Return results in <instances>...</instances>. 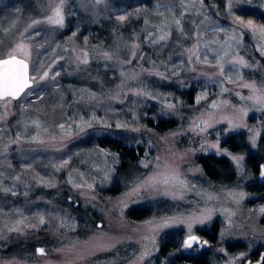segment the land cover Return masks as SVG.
Masks as SVG:
<instances>
[{
	"label": "rangeland",
	"instance_id": "rangeland-1",
	"mask_svg": "<svg viewBox=\"0 0 264 264\" xmlns=\"http://www.w3.org/2000/svg\"><path fill=\"white\" fill-rule=\"evenodd\" d=\"M250 1L0 0V58L26 59L32 80L0 98V264H158V238L172 228L216 227L219 264L264 243V205L243 181L248 151L264 163V82L245 76L257 64L241 52L248 32L264 53V21ZM108 20L113 34L102 27ZM100 68L114 84L103 87ZM151 78L199 84L198 106L176 129L131 124L126 134L145 154L124 169L94 137L138 114L148 123L145 104L119 108L128 94L164 92L160 112L185 117L174 105L182 92ZM209 153L235 171L209 177L197 159ZM237 240L245 252L227 248Z\"/></svg>",
	"mask_w": 264,
	"mask_h": 264
},
{
	"label": "trees",
	"instance_id": "trees-1",
	"mask_svg": "<svg viewBox=\"0 0 264 264\" xmlns=\"http://www.w3.org/2000/svg\"><path fill=\"white\" fill-rule=\"evenodd\" d=\"M243 2L241 1V4ZM250 3V4H248ZM245 3L247 6L252 7L253 9L256 10V12H258V19L264 21V0H251L250 2ZM208 6H210V2L207 3ZM211 7V6H210ZM214 11V10H213ZM225 18V17H224ZM111 20H108L106 24H103L102 27L106 28V30H110L111 33L113 34L114 30V25L115 21H112L110 24ZM139 21H137L135 24L137 25ZM110 24V26H109ZM119 30L122 29L121 31L124 30V28L126 27L125 24H119ZM108 35V33H107ZM244 35L246 36V41L244 42V44L246 46H244L241 49V52L246 56V58L248 59V61L250 62V64H257V66L254 68H247L245 70V76L247 77H251V78H255L257 80L263 81L264 82V53L260 51V49L257 48V43L255 41H252L250 38V35L248 32L244 33ZM145 43V42H143ZM243 44V45H244ZM145 45V44H142ZM144 52V56H142L141 61L143 62V64H145L147 62V64H149L150 60L154 59L151 58V55L149 54L148 50L145 49L143 50ZM135 61V60H134ZM101 71H103V76L102 78H104V82H103V87H106L108 82L112 84H114V80H115V76H111L109 70L107 69H101ZM101 77V76H100ZM121 80L120 75L116 76V81ZM107 80V82H106ZM154 80V83H161L163 85H167V86H171V87H176V89H178L180 92H182V96L183 101L182 104H175L177 109L180 110V112L182 113V115H185V117H183L182 119L179 118V116L177 115L176 112H167V114L165 115L164 113H161L159 110L160 106V101H158L159 99H166V94L163 92H152L151 95L148 97L145 96H141V95H133V94H128L125 98H124V102L122 104H120V109L125 110V108L127 107V104L134 102V105H138V104H145V114L144 117L148 118V123H145L143 120L140 119V114L139 118L137 117V119L132 120L130 117H128V119H124V120H120V126L118 127V131L114 132V133H109V132H102L100 134H97L96 137H94V141L96 144H98L97 146L103 149H108L110 151H112L115 155H116V162L114 165H118L123 167L124 169H129L131 166L133 165H138L140 166V161L142 160L144 154H145V144H143L141 141H137V142H133L130 141V139L127 136V131L128 128L131 124L133 123H139L140 125H142L145 128H148L147 126L151 127L152 129H154V131L158 130V131H164V130H172V129H176L178 127H181V122H186L187 121V117L189 116V112L190 110H192L193 108L196 109L197 108V104H196V95H197V91L199 89V84H195V83H191L190 85H188L187 87L185 85H181L180 82L176 79L174 80H166L164 78H157L156 80L151 78L150 81ZM149 81V82H150ZM148 105L153 106L155 109V111H150ZM129 107V106H128ZM120 110V112L122 111ZM112 126V125H111ZM234 133H232L230 137L233 136ZM262 138L264 139V134L262 136ZM228 141V139H226L224 142ZM231 147H233L234 149H236V145L235 147L232 146V143L230 144ZM253 154H250L248 156V160L252 161L253 163L254 160L252 158ZM197 159L202 163L203 168L206 172V174L209 177H217L219 175V173L216 171L215 168L219 167L220 170L221 168H224L228 171L234 172L235 170L233 169L232 164L230 163V161L225 157V156H217L213 153H209V154H199L197 156ZM143 174V173H142ZM138 176H131L129 178H127L126 180L129 179H133L136 178ZM114 180H116L117 182L122 181L121 177H114ZM119 184V183H118ZM47 197L52 198V195H50L49 193H44ZM66 195V194H65ZM65 195H63L62 197H60L58 199V201H62L65 202L66 200H64V198L66 199ZM63 199V200H62ZM76 209V208H75ZM139 210L143 213L144 212V208H139ZM138 211V210H137ZM129 214H133L134 210H130ZM16 252V251H15ZM187 264H194L193 261H190ZM200 264H207L206 262H200ZM214 264V263H211Z\"/></svg>",
	"mask_w": 264,
	"mask_h": 264
},
{
	"label": "flooded vegetation",
	"instance_id": "flooded-vegetation-1",
	"mask_svg": "<svg viewBox=\"0 0 264 264\" xmlns=\"http://www.w3.org/2000/svg\"><path fill=\"white\" fill-rule=\"evenodd\" d=\"M245 148V146H243ZM252 155V158L255 163L248 160V156ZM263 157V156H262ZM262 157H258V151L252 152L248 151L246 155V164L248 170L251 171L252 175L250 179L243 180L251 193L255 194L254 199L258 201V204L264 205V178H261L262 167L264 163ZM253 166V168H251ZM249 174V173H248ZM240 181L239 183H241ZM234 182L231 185L236 184ZM71 200V198H68ZM78 205V204H77ZM261 220H264V215L261 216ZM101 221H98L97 224L101 225ZM216 227L214 229L207 228H196V233L200 236V240L193 245L187 246L185 244L186 234L182 230H177L172 228L162 232L158 238V249L157 253L154 254L155 260L159 263L164 262V264H187L190 261H193L194 264H200V262H206L207 264H219L213 252L211 246L213 245V239L215 234ZM35 245V250L37 251V246ZM248 243L243 240H237L234 242H227L226 246L231 251H246V246ZM252 248L249 251L241 256L237 264H264V243L258 244V240L255 243H252ZM47 249L41 254H46ZM200 260V261H199Z\"/></svg>",
	"mask_w": 264,
	"mask_h": 264
},
{
	"label": "snow or ice",
	"instance_id": "snow-or-ice-1",
	"mask_svg": "<svg viewBox=\"0 0 264 264\" xmlns=\"http://www.w3.org/2000/svg\"><path fill=\"white\" fill-rule=\"evenodd\" d=\"M247 27H253L252 21L247 22ZM3 71L0 72V86L3 88L4 95H16L19 90L26 84L24 79V68L22 62L12 58L11 60H5L2 62ZM196 240V237L190 236L185 242L187 246ZM43 252V249L39 250Z\"/></svg>",
	"mask_w": 264,
	"mask_h": 264
},
{
	"label": "water",
	"instance_id": "water-1",
	"mask_svg": "<svg viewBox=\"0 0 264 264\" xmlns=\"http://www.w3.org/2000/svg\"><path fill=\"white\" fill-rule=\"evenodd\" d=\"M12 58H15V60L22 62L23 65L25 66V68H24V79L26 80V84H24V86L21 88V90H19V92H18L16 95H11V94H9V95H4V94H3V88H2V86H0V98H5V97H7V96H19V95L21 94V92H22L27 86H29V85L32 83V80H31V78H30V76L28 75V72H27V70H26V65H27V61H26V59H24L23 57H21V56H19V55H17V54H10V55H7V56H4V57H1V58H0V72L3 71V68H2V62L5 61V60H11ZM261 178H264V165H263V167H262ZM76 204H77V203H76ZM190 236L196 237V240H194V241L191 243V245L196 244V243L200 240V236H199L198 234H196V233H191V234L186 235V237H185V242L188 240V238H189ZM40 249H43V251H44V247H43L42 245H38V246H37V252H38V253H42V252L39 251Z\"/></svg>",
	"mask_w": 264,
	"mask_h": 264
},
{
	"label": "bare ground",
	"instance_id": "bare-ground-1",
	"mask_svg": "<svg viewBox=\"0 0 264 264\" xmlns=\"http://www.w3.org/2000/svg\"><path fill=\"white\" fill-rule=\"evenodd\" d=\"M200 261V260H199Z\"/></svg>",
	"mask_w": 264,
	"mask_h": 264
}]
</instances>
